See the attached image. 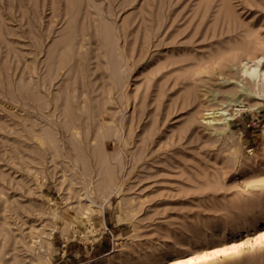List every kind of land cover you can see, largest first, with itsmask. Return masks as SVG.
Wrapping results in <instances>:
<instances>
[{
  "label": "rangeland",
  "instance_id": "1",
  "mask_svg": "<svg viewBox=\"0 0 264 264\" xmlns=\"http://www.w3.org/2000/svg\"><path fill=\"white\" fill-rule=\"evenodd\" d=\"M260 59L264 0H0V264H264Z\"/></svg>",
  "mask_w": 264,
  "mask_h": 264
},
{
  "label": "bare ground",
  "instance_id": "2",
  "mask_svg": "<svg viewBox=\"0 0 264 264\" xmlns=\"http://www.w3.org/2000/svg\"><path fill=\"white\" fill-rule=\"evenodd\" d=\"M262 61H263V59H260L257 62V65H255V64L251 65V64H246V63L243 65L244 66L243 71H242L243 76H246L252 82V85L254 87L253 88L254 90L252 92L247 93L248 95H256V96L264 95V67L261 68L262 67L261 66ZM244 91H246V90L244 89ZM216 114L220 115V116H229V115H227L228 113L226 114V111H221V112L219 111V112H216ZM212 121L215 122L217 120L214 118ZM211 123H213V122H211ZM42 241L45 242L44 240H42ZM38 247H40L42 252L45 251L43 244L40 243V245ZM46 250H48V249L46 248ZM44 258H45V256H44Z\"/></svg>",
  "mask_w": 264,
  "mask_h": 264
}]
</instances>
